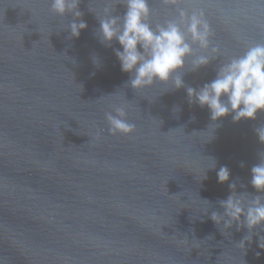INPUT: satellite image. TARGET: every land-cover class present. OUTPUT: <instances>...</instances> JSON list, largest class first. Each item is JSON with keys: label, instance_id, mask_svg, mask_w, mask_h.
<instances>
[{"label": "water", "instance_id": "1", "mask_svg": "<svg viewBox=\"0 0 264 264\" xmlns=\"http://www.w3.org/2000/svg\"><path fill=\"white\" fill-rule=\"evenodd\" d=\"M206 2L225 12L223 23L210 16L225 48L237 50L236 34L264 41L260 0ZM102 6L81 0L88 27L75 38L48 0H0V264H264L256 235L241 250L247 229L233 225L226 236L210 219L229 183L255 194L250 169L264 144L253 129L264 113L238 122L229 114L210 133L209 110L189 105L184 88H131L119 44L96 35L89 8ZM217 63L185 83L210 81ZM115 106L126 107L131 134L108 133L104 114ZM207 158L216 166L201 180ZM222 165L230 177L218 183Z\"/></svg>", "mask_w": 264, "mask_h": 264}, {"label": "clouds", "instance_id": "2", "mask_svg": "<svg viewBox=\"0 0 264 264\" xmlns=\"http://www.w3.org/2000/svg\"><path fill=\"white\" fill-rule=\"evenodd\" d=\"M80 2L48 0L50 13L64 21L61 29H66L70 37L78 38L81 30L88 27L79 10ZM260 2L264 5V0ZM118 5L124 8L122 14L116 12ZM89 11L94 12L98 20L96 35L100 43L106 47H112L113 41L119 44V48H113V53L120 70L129 73L127 85L136 91L151 89L157 84L163 86L157 95L184 88L189 105L209 110L213 122L210 133L220 126L216 122L229 114L233 122H238L241 119L254 121L258 113H264V41L249 42L236 34L237 50L225 48L217 39L210 19L215 15L217 21L226 22L221 7L206 0H159V8L152 6V0H103L99 11L92 8ZM258 27L264 31V24ZM91 60L93 65L100 67L98 55L93 54ZM213 61H218L213 79L195 87L185 83L186 73L195 72ZM173 111L180 109L175 106ZM104 116L111 135H129L135 130V124L127 118L125 106H115ZM253 131L264 144V123ZM100 135L97 132V139ZM258 157V162L250 169L249 181L255 194L237 192V184L233 181L228 184L230 194L218 200L222 211L210 213V219L226 236L229 233L225 230L233 225L237 231L247 229V234L236 243L241 250H246V242L251 245L253 235L257 236V247L264 250V236L259 235V231H264V151L259 152ZM207 162L201 180L207 179L206 169L216 166L212 158H207ZM216 175L217 182L224 183L229 180L230 170L222 165ZM259 255L260 252H256V256Z\"/></svg>", "mask_w": 264, "mask_h": 264}]
</instances>
